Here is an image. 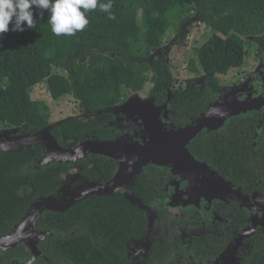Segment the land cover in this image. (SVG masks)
Masks as SVG:
<instances>
[{
  "label": "trees",
  "instance_id": "1",
  "mask_svg": "<svg viewBox=\"0 0 264 264\" xmlns=\"http://www.w3.org/2000/svg\"><path fill=\"white\" fill-rule=\"evenodd\" d=\"M41 11L33 9L35 28L14 32L10 24V30L0 34V129L27 127L28 134L34 135L50 127V109L32 91L42 84L54 102L71 96L91 112L112 109L123 92H136L147 82L153 85V95L165 99L172 90L165 47L175 38L183 43L184 28L193 24L207 27L210 36L194 49L195 58L188 61L187 69L206 78L202 86L188 82L191 87L186 92L175 93L170 112L173 122L184 117L188 125L221 99L218 77L246 63L244 39L254 40L264 58V0H112L114 19L99 7L89 10V24L72 36L55 35L49 14L44 11L41 19ZM169 33L173 37L166 41ZM111 120L112 115L104 112L87 122L68 119L50 128V134L61 148L68 141L79 144L85 137L113 141ZM254 123L250 118L234 120L216 134L222 135L223 143L200 132L190 151L225 181L264 194L260 185V181L264 184V131L256 130ZM45 155L42 145L0 152V237L11 234L43 198L59 201L62 174L71 162L51 161L42 166ZM105 161V172L113 175L115 163ZM164 181L155 169H146L135 178L132 197L147 202L151 194L154 199ZM145 224L142 209L121 194L91 197L63 213L44 211L36 230L51 234L41 245L47 261L37 264H132L127 243L138 237ZM192 242L195 259L208 260L205 247ZM163 249L167 255L171 252L168 244ZM18 250L23 254L20 246ZM6 255L0 250V257ZM166 257L162 262H167Z\"/></svg>",
  "mask_w": 264,
  "mask_h": 264
},
{
  "label": "flooded vegetation",
  "instance_id": "2",
  "mask_svg": "<svg viewBox=\"0 0 264 264\" xmlns=\"http://www.w3.org/2000/svg\"><path fill=\"white\" fill-rule=\"evenodd\" d=\"M253 43H255V46H253ZM253 43L251 46H253V49L255 50V53L253 54L255 55L254 57H256L259 61L258 66L248 73V77L237 80L236 82L234 81L232 86H222L223 95L221 99L227 94L234 92L237 93V98L240 101H243L250 96L252 98V105L254 109L241 113L237 116L230 117L228 122L219 129L206 130L204 133L208 135L209 138L214 137L213 141L218 139L219 143H223L224 139H221L222 135L218 137L216 134L225 131L234 122V120L237 119L250 118L251 124L254 123L252 122L253 119L255 121L254 124H258L256 126V130L262 132L264 131V58H261L260 56L257 43ZM183 44L181 40H178V38L169 41V47L165 48V50L168 51L164 53V55L167 56L169 64V55L172 52V47L177 46L178 49H181ZM205 78V74L195 76L193 79L187 80L186 84L184 81V83H179V87L176 88V90L173 88L175 83L172 79L170 86L172 90L168 91L165 99H161L156 95H153V85L151 83L150 84L152 86L149 91H143V88H141L136 92H123L120 102L115 104L113 108L127 103L130 108V112L127 110L125 112L112 113L107 110H103L104 113L112 115L110 124L115 129V135L111 138V140H139L142 137L143 125L137 118L135 112L136 110H139V108L150 107L151 103L156 107H159L165 102V100H167L168 96L171 95L170 97L172 100L176 97V92H183L184 84L187 86V82H191L195 86H202L205 82ZM136 97L140 99V101H136ZM78 111V114L74 117L67 118L57 123H51L50 121V128L58 126L61 122L73 118L87 122L90 121L93 116L97 115L96 112H102V110L91 112L87 108H82L79 103ZM170 112L169 122L176 128L187 127L191 124L187 125L184 117L180 120H178L179 118L174 119L175 122L171 121ZM245 125L246 123L243 126ZM2 130H15L11 131V134L8 133L5 135V131L0 133L5 135V137L3 135L0 137V145L2 147L9 146L8 143L10 142L8 139H19L29 135L27 127L25 129L5 128L1 129V131ZM85 138L87 139L88 137ZM197 139H195L192 144ZM254 140L257 141V137L254 138ZM65 144V149H71L80 143L78 144L77 142L75 143V141H68ZM192 144L189 149L192 148ZM18 146L19 147L17 148H21L20 145ZM106 159L114 162L116 165V170L113 175H107L104 170L103 164L107 165L105 161ZM68 165L70 166L68 167L67 172L62 174V184L57 192L58 194L56 195V198L61 202L66 200L71 193H80L90 188V186H103L110 183L118 171V164L114 160L95 154H87L84 158H81L76 162H71ZM146 169H155L165 181L163 186L160 188L159 193L155 194L154 199L151 198V194H148L150 199H148L147 202L138 200L137 202L141 205H147L154 208V212L157 213L158 211H156V209H160L161 205L170 204V202L179 198L186 202H192L194 209L195 207H198L197 209L199 212L195 210L183 213L180 216L181 218L179 221L176 223L177 231L173 237L167 234L168 230H163V220L160 215L157 214L154 223L149 224L145 213L146 224L143 225L142 229L137 232L138 237L127 243V257L130 260L129 262L132 264H174L173 262H176V264H264V194H260L256 190H252L251 187H239L238 182L235 184L228 181L229 183H232V193L224 190L226 191L225 193H228L229 195L222 193V199H213L210 196L205 199L204 196L192 190L189 181L183 180L178 175H173L171 170L157 169L152 165H148L142 168L139 174ZM137 175L132 180L131 185L127 188L130 195H132V188L135 185V178ZM254 182L255 181L251 184ZM251 184L249 185L253 186ZM260 185H264L263 181H260ZM125 190L124 184L120 182L115 187L112 194H121L130 203H132V201H136L134 195L132 198L127 197ZM102 195L103 194L94 193L87 199L91 197H101ZM202 201L206 204L205 206H201ZM185 229H187V232ZM195 232H198L199 235H194L193 233ZM47 238L42 241H38L37 245L42 251L44 259L36 260L35 264L40 261H47V257L41 248L42 242ZM192 241H196L203 248L205 247L204 250H206L207 256L209 257L208 260L198 261L195 259V256L191 252L193 248V246H190ZM164 244H168L171 249V252L168 253V255L163 249ZM17 246L22 248L23 254L19 253V250L16 251ZM17 246L12 250L4 251L7 252L8 255L0 257V264H25L30 260L31 255L25 245L18 244ZM12 251L13 253H11ZM151 256H153V259ZM164 256L168 259L166 263L162 262V257Z\"/></svg>",
  "mask_w": 264,
  "mask_h": 264
},
{
  "label": "water",
  "instance_id": "3",
  "mask_svg": "<svg viewBox=\"0 0 264 264\" xmlns=\"http://www.w3.org/2000/svg\"><path fill=\"white\" fill-rule=\"evenodd\" d=\"M170 96L167 97V102L162 107L163 116L160 119L154 116L153 110L157 108L152 103L150 107L139 108V110L135 111L139 122L143 125L142 137L139 140L97 141L86 139L71 149H64L51 136L50 127H48L34 135H26L19 138L14 143L9 141L8 147L0 145V152L17 148L19 147L18 145H42L46 149L45 158L40 162L42 166L51 161L75 162L84 158L87 154L107 157L118 164V171L114 179L106 185H94L95 187L90 186L83 192L71 193L62 202L54 197H46L37 202L33 211L23 219L22 223L11 234L0 237V250L8 251L15 248L18 244H24L31 255L30 260L25 264H35L36 260L44 259L43 253L37 244L38 241L47 238L51 233H43L36 230V225L44 211L63 213L94 193H112L120 182L126 180L127 177H133L134 179L142 168L148 165H152L157 169L170 168L174 165L181 172L187 170L194 173L195 177L192 180L183 175L179 176L183 180L189 181L192 190L204 196L205 199L209 198L210 195H212L213 199H222V193L229 195L224 190L232 191L230 183L218 176L205 162L193 155L189 147L200 132L209 129L215 130L217 127L226 124L230 117L253 110L251 97L249 96L245 100L240 101L236 92L229 93L220 101L211 105L200 119L195 120L187 127L176 128L169 122ZM135 100L140 101L137 97ZM127 110L130 112L128 104L124 103L116 108L109 109L108 112L118 113ZM103 112H96V114L99 115ZM130 172H132L131 175ZM132 204L146 213L149 224L154 223L156 217L154 216L155 210L153 208L141 205L137 201H132ZM172 204L178 206L176 203ZM182 214L183 212L181 211L180 215ZM52 234L54 235L55 232H52Z\"/></svg>",
  "mask_w": 264,
  "mask_h": 264
},
{
  "label": "rangeland",
  "instance_id": "4",
  "mask_svg": "<svg viewBox=\"0 0 264 264\" xmlns=\"http://www.w3.org/2000/svg\"><path fill=\"white\" fill-rule=\"evenodd\" d=\"M184 32L187 36H186V40H184V42H183L184 44L182 43L183 45L181 46V49H178L177 46L172 47V52L169 55L170 77H171V80L173 79L174 83H175L174 87H173L174 90H176V88L179 87V83L184 81L186 84L187 80L193 79L195 76H197V75H194L188 71L187 63L190 59L195 58L194 49H196L197 47H200L204 42H206V40L210 36V30L207 27L195 25V24L191 25L188 29L184 28ZM172 37H173V34L169 33V35L166 37V41L168 39H171ZM253 42H254V40H252V39H244V46L248 52L247 58L245 60L246 63L241 67V69L233 70V71L229 72L226 76H219L218 79H219L220 84L222 86H224V87L232 86L234 81L236 82L237 80L248 77V75H249L248 73L250 71H252L253 69H255V67L258 66L259 61L256 59V57H254L255 55H253V54L255 53V50L253 49V46H251V43H253ZM165 48H168V47H165ZM185 84H184V87L186 86ZM151 86L152 85L149 82H147L142 90L143 91H149L151 89ZM189 86L191 87V85H189V83H188L185 88L183 87V92H181V93L186 92V90ZM32 91H33L36 99H38L43 104H45L46 106L49 107L50 112H51V118H50L51 123H57V122H60L62 120H65L67 118L74 117L79 112L78 111V102L71 96L63 97V98L59 99L57 102H54L52 100V98L50 97V95L46 89V86L44 84L36 86ZM166 102H167V100H165V102L159 106L160 108L155 106L157 108L156 110H153V114L155 117L157 116V117H159V119L162 118V116H163L162 107L166 104ZM222 126L217 127L216 129H219ZM3 131H5L4 134L6 135L8 133L11 134L12 133L11 131H15V130H2L1 131V129H0V133ZM4 134H0V137H1V135H3L5 137ZM8 140L12 141V143H14L16 140H18V138L12 139V140L8 139ZM162 169L171 170L173 172V175H175V176L176 175H178V176L183 175L184 177H186L190 180H192V178L195 177L194 173H191L187 170H184V172H181L177 168H175L174 165H172V167H170V168H162ZM131 173L132 172H130V175H131ZM127 178H126V180H124L122 182V184H124V186H125L126 196L131 197L127 188H128V186L131 185L133 177L128 178V179ZM211 196L212 195H210V197ZM172 203H176V204H178V206L173 205ZM205 205L206 204L204 203V201H202L201 206H205ZM150 208H152V207H150ZM197 208L198 207H195V209H194V205L192 202H186L182 199L177 198L173 202H170V204H163V205H161L160 209L157 208L156 211H158V212L154 213V216L156 217L157 214L161 216V218L163 220V223H162L163 230H168L167 234L173 237L177 231L176 230V223L181 218L180 217L181 211L183 213L195 211V210L197 212H199ZM162 209H164V210H162ZM185 230L187 232V229H185ZM193 234L199 235L198 232H195ZM177 244H178V241H177Z\"/></svg>",
  "mask_w": 264,
  "mask_h": 264
},
{
  "label": "clouds",
  "instance_id": "5",
  "mask_svg": "<svg viewBox=\"0 0 264 264\" xmlns=\"http://www.w3.org/2000/svg\"><path fill=\"white\" fill-rule=\"evenodd\" d=\"M99 7L100 11L111 14L112 0L107 3L100 0H0V34L7 33L11 24V31L23 32L35 28L33 9H40V18L43 12L49 14L48 23L51 31L57 35L72 36L84 30L89 24L86 13ZM83 10V11H82Z\"/></svg>",
  "mask_w": 264,
  "mask_h": 264
}]
</instances>
